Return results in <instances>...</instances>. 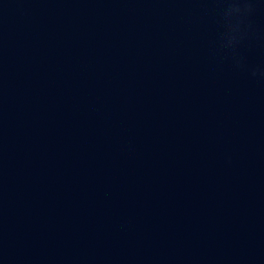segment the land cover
Masks as SVG:
<instances>
[{
    "label": "water",
    "instance_id": "1",
    "mask_svg": "<svg viewBox=\"0 0 264 264\" xmlns=\"http://www.w3.org/2000/svg\"><path fill=\"white\" fill-rule=\"evenodd\" d=\"M0 264H264V0H0Z\"/></svg>",
    "mask_w": 264,
    "mask_h": 264
}]
</instances>
